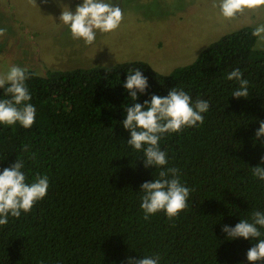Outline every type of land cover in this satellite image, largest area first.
<instances>
[{
    "label": "trees",
    "instance_id": "trees-1",
    "mask_svg": "<svg viewBox=\"0 0 264 264\" xmlns=\"http://www.w3.org/2000/svg\"><path fill=\"white\" fill-rule=\"evenodd\" d=\"M253 31L221 37L167 75L136 61L45 75L27 69L35 122L0 125V172L22 160L26 182L47 176L49 188L27 214L0 226V264H127L157 255L159 264H249L264 228L257 240L228 239L221 229L264 212V181L252 175L264 167V137H255L264 121V50L255 49ZM237 68L249 81L246 98L232 97L239 82L226 79ZM130 69L148 82L136 101L124 88ZM175 87L193 102L207 100L209 110L203 125L162 137L166 166L145 168L127 144L125 108ZM9 98L0 89V99ZM168 168L191 190L188 208L146 220L141 185Z\"/></svg>",
    "mask_w": 264,
    "mask_h": 264
},
{
    "label": "clouds",
    "instance_id": "clouds-1",
    "mask_svg": "<svg viewBox=\"0 0 264 264\" xmlns=\"http://www.w3.org/2000/svg\"><path fill=\"white\" fill-rule=\"evenodd\" d=\"M213 7H219L222 17L231 21L245 12L264 9V0H219V4H213ZM123 19L122 9L107 0H82L74 11L65 6L59 16L60 23L69 26L73 39H81L86 45L94 43L97 32L111 33L117 30ZM6 31V28H0V36H4ZM252 35L258 38V43L264 45V24L258 25ZM129 72L124 88L131 99L136 101L137 93L144 94L148 87L147 77L137 69H130ZM242 76L243 73L237 68L226 77L239 82V88L232 93L234 98L249 96V81ZM27 79L28 70L16 65L0 74V89H4L5 94L10 96L9 99H0V125L14 126L18 123L29 129L34 124L36 109L29 103L31 95L25 83ZM209 107L207 100L198 99L193 102L189 94L176 87L169 90L165 97L153 94L150 101L133 103L131 107L125 108L126 118L122 121L123 128L130 133L127 144L143 154L145 168H163L168 160L165 151L160 148L159 141L162 137L203 125V114ZM255 137H264V121L260 122ZM24 150H27V146ZM261 162L264 163V156L261 157ZM23 167V161L16 160L10 168L0 172V226L8 223L9 215L19 218L22 212L27 214L47 195L48 177L37 176L29 184L22 172ZM169 175L171 179L168 178ZM252 175L264 181V167H252ZM190 191L180 182L176 168L160 171L159 178L141 185L140 208L144 212V219L147 220L158 212H164L170 220L178 217L188 208ZM260 228H264V212L256 211L252 214L251 222L241 219L235 227L225 225L221 230L227 233L228 239L242 237L257 240L262 236ZM246 258L249 264L264 261V239H258L247 251ZM159 261L158 255L145 256L137 260L128 258L127 264H159Z\"/></svg>",
    "mask_w": 264,
    "mask_h": 264
},
{
    "label": "rangeland",
    "instance_id": "rangeland-1",
    "mask_svg": "<svg viewBox=\"0 0 264 264\" xmlns=\"http://www.w3.org/2000/svg\"><path fill=\"white\" fill-rule=\"evenodd\" d=\"M124 19L111 33L97 32L93 44L73 39L59 21L67 6L82 0H0V74L16 65L40 75L125 62L147 63L167 75L191 64L210 44L244 28L264 24V9L236 20L222 17L219 0H107ZM255 49L264 50L257 42Z\"/></svg>",
    "mask_w": 264,
    "mask_h": 264
}]
</instances>
